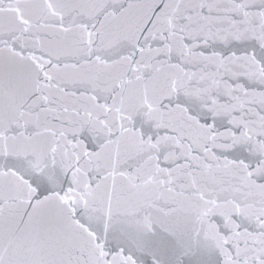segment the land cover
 Returning a JSON list of instances; mask_svg holds the SVG:
<instances>
[{
  "label": "snow or ice",
  "instance_id": "obj_1",
  "mask_svg": "<svg viewBox=\"0 0 264 264\" xmlns=\"http://www.w3.org/2000/svg\"><path fill=\"white\" fill-rule=\"evenodd\" d=\"M0 264H264V0H0Z\"/></svg>",
  "mask_w": 264,
  "mask_h": 264
}]
</instances>
